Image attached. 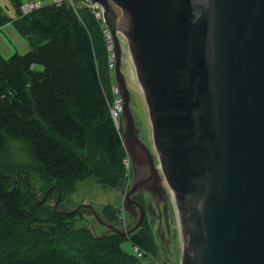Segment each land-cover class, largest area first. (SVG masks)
<instances>
[{
	"label": "water",
	"instance_id": "obj_1",
	"mask_svg": "<svg viewBox=\"0 0 264 264\" xmlns=\"http://www.w3.org/2000/svg\"><path fill=\"white\" fill-rule=\"evenodd\" d=\"M90 1L112 39L121 139L135 172L122 207L137 222L119 229L82 205L128 236L143 216L136 191L168 190L179 264H264V0ZM122 49L155 153L140 136Z\"/></svg>",
	"mask_w": 264,
	"mask_h": 264
},
{
	"label": "rangeland",
	"instance_id": "obj_2",
	"mask_svg": "<svg viewBox=\"0 0 264 264\" xmlns=\"http://www.w3.org/2000/svg\"><path fill=\"white\" fill-rule=\"evenodd\" d=\"M52 1L22 0L21 5L14 7L10 0H0L1 13L7 16V20L0 18V53L4 57L15 52L24 53L44 42L46 35L39 31H32L30 34L20 31L28 19L41 17L39 7L24 12L22 6L27 2H36L42 6L51 4ZM70 2L75 4L78 1ZM81 11L90 24L100 79L109 105L112 106L115 82L113 66L109 61L110 53L103 35V24L99 20L100 23L97 22L90 9L92 14L87 9ZM33 67L41 69L37 64ZM121 69L132 94V108L138 120L140 136L154 152L143 94L131 77L123 49ZM121 125L120 123V130ZM96 126L95 120L86 124L87 144L84 150H78L70 143L88 166L86 175L70 181H59L46 175L27 140L5 136L4 145L0 148V183L5 190L15 189L21 194L23 203L32 216L26 220H15L0 211V264H15L37 259L40 255L50 264H131L130 258L120 249L128 256H135L134 260L138 264H179L181 238L172 201L171 233L168 237L170 242L164 250L157 248L160 242H154L153 235L148 236L151 243L140 241L142 244L139 242L136 245L140 255L131 242V234L111 236L119 243L120 249L116 243L95 244L90 239L105 234L107 228L82 204H90L101 218L119 229L125 230L132 226L128 212L122 207L123 197L128 192L132 179L128 155L124 151L114 164L100 160L91 137ZM167 192L169 193L168 190ZM76 207L79 208L75 210ZM112 248H116L118 254Z\"/></svg>",
	"mask_w": 264,
	"mask_h": 264
},
{
	"label": "trees",
	"instance_id": "obj_3",
	"mask_svg": "<svg viewBox=\"0 0 264 264\" xmlns=\"http://www.w3.org/2000/svg\"><path fill=\"white\" fill-rule=\"evenodd\" d=\"M10 1L14 7L22 4V0ZM1 9L0 6V18L7 20ZM82 9L91 13L81 2L40 6L41 17L28 19L20 31L25 34L39 31L46 35L44 42L24 53L15 52L8 57L0 53V148L6 135L27 140L46 175L59 181L81 178L88 172L86 161L70 143L78 150L86 148V124L92 120L97 122L91 137L100 160L114 164L125 151L121 130L110 114L111 105L100 79L90 24ZM36 64L41 69H35ZM0 211L15 220L32 216L21 194L15 189L5 190L1 183ZM113 234L90 239L95 244L116 243L120 249L111 237ZM145 234L132 236L133 245L140 241L151 243ZM112 249L117 253L116 248ZM120 251L130 258L131 264H138L135 256ZM15 264L50 262L40 255Z\"/></svg>",
	"mask_w": 264,
	"mask_h": 264
},
{
	"label": "flooded vegetation",
	"instance_id": "obj_4",
	"mask_svg": "<svg viewBox=\"0 0 264 264\" xmlns=\"http://www.w3.org/2000/svg\"><path fill=\"white\" fill-rule=\"evenodd\" d=\"M131 170H132V179H133L135 172L132 166H131ZM165 196L163 197L160 194H156L155 197H153L149 192L145 190L136 191L134 198L137 202H139L142 205L143 216H142L141 225L131 233V236L139 235V234L144 236L145 233H146L145 235L147 234L149 236L153 235L154 236L153 241L155 242V240H157L158 242H160L159 245L156 244L157 248H160L162 250L168 248L170 242L168 237L169 234L171 233V220H172L171 219L172 198L168 192H167V197ZM135 211H136L135 213H137L138 215L139 213L138 206L135 207ZM134 215L135 214L132 213L129 214L132 221V226L137 222V219H135ZM108 231L110 230H108L107 228L105 234H107Z\"/></svg>",
	"mask_w": 264,
	"mask_h": 264
},
{
	"label": "built area",
	"instance_id": "obj_5",
	"mask_svg": "<svg viewBox=\"0 0 264 264\" xmlns=\"http://www.w3.org/2000/svg\"><path fill=\"white\" fill-rule=\"evenodd\" d=\"M65 1H72V0H53L52 3H54L57 6H60L63 2ZM78 2H81L83 4H85L86 6H88V8L90 9V11L94 14L95 18L97 20H99L100 22H102V26H103V35L106 39V43H107V50L110 53L109 54V61H110V65L113 66V55H112V50H113V44H112V39H111V35L108 31V29L106 28L105 24L102 21V8L98 3H94L91 2L90 0H77ZM41 4L36 3V2H27L25 3L22 8L24 10V12H28L33 8H37L40 7ZM113 94H115L112 106H110L109 110H110V114L111 117L113 119L114 124L116 125L117 128H119L120 123H121V109H122V101L121 98L118 95L117 92V88L116 85L113 86ZM135 250L137 251V253L140 255L141 253L138 251L137 247L135 245Z\"/></svg>",
	"mask_w": 264,
	"mask_h": 264
}]
</instances>
